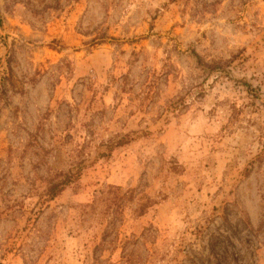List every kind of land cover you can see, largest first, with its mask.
<instances>
[{
    "label": "rangeland",
    "instance_id": "374dc122",
    "mask_svg": "<svg viewBox=\"0 0 264 264\" xmlns=\"http://www.w3.org/2000/svg\"><path fill=\"white\" fill-rule=\"evenodd\" d=\"M0 264H264V0H0Z\"/></svg>",
    "mask_w": 264,
    "mask_h": 264
},
{
    "label": "trees",
    "instance_id": "16d2710c",
    "mask_svg": "<svg viewBox=\"0 0 264 264\" xmlns=\"http://www.w3.org/2000/svg\"><path fill=\"white\" fill-rule=\"evenodd\" d=\"M206 65V64H205ZM211 70H220V66L218 64H211V65H207ZM249 88V85H247ZM68 183L67 180H64L62 182L53 184L50 188H49V196L51 198H54L55 196H57L64 188V186Z\"/></svg>",
    "mask_w": 264,
    "mask_h": 264
}]
</instances>
